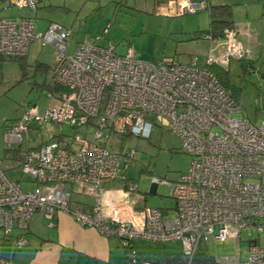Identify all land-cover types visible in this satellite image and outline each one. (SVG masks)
I'll use <instances>...</instances> for the list:
<instances>
[{"label":"built area","instance_id":"1","mask_svg":"<svg viewBox=\"0 0 264 264\" xmlns=\"http://www.w3.org/2000/svg\"><path fill=\"white\" fill-rule=\"evenodd\" d=\"M46 0H11L19 8L35 10ZM177 14L196 13L206 1L174 0ZM34 21L27 17H0V59L27 54L30 43L58 46L61 55L52 80L68 89L53 108L42 114L36 105L25 108L7 128L5 141L21 143L34 122L39 128L50 123L72 128L94 127L90 138L75 135L45 141L22 153L20 165L32 178L34 188L25 190L8 179L0 167V238L9 237L15 226H25L35 213L51 220L57 211L69 213L75 221L106 237H118L128 249V264H153L139 259L136 239L176 241L182 245L185 264H193L199 245L213 238L235 240L242 230L264 233V121L256 126L242 112L232 91L209 68L228 66L232 59L246 57L248 49L232 32L223 40L224 51L211 53L204 65L190 62H149L139 58L132 45L123 54L109 43H78L67 53L69 30L51 22L43 33H34ZM92 123H91V122ZM167 126L191 157L189 169L170 182L152 177V183L167 185L175 200L171 212L144 207L121 213L118 203L107 210L103 204V183L114 180L128 166L134 150L115 153L106 147L113 133L148 137L155 125ZM1 163V157H0ZM92 197L90 210L71 206V191ZM137 186L130 185L135 191ZM17 247L24 237L14 238ZM0 264H12L1 258ZM216 264H264V246L250 242L246 260L238 256Z\"/></svg>","mask_w":264,"mask_h":264},{"label":"rangeland","instance_id":"2","mask_svg":"<svg viewBox=\"0 0 264 264\" xmlns=\"http://www.w3.org/2000/svg\"><path fill=\"white\" fill-rule=\"evenodd\" d=\"M212 1L231 4L234 20H240L237 21L240 26L241 22H245L242 17L245 18L248 12L252 28L246 25L239 29L244 38L250 37V34L253 37L254 32L264 29V0L247 4L240 3V0ZM40 4L51 5L30 10L0 0V17H30L35 24V34L43 33L50 22L66 27L70 32L66 43L67 53L74 50L77 41L101 46L113 43L118 54H123L126 47L132 45L137 56L149 62L162 60L186 63L194 58L197 64L204 65L210 53L219 56L224 51L222 41L211 42L206 36L194 38L198 27H208L209 17L204 9L198 13L184 14H177L171 9L165 15L158 13L154 0H46ZM244 46L245 51H252L246 53V57L250 56L254 67L247 71L237 59H232L227 66L230 82L241 88L238 103L242 112L235 113V116L247 117L259 126L264 121V44H257L254 39L253 44ZM60 55L58 46L51 43L43 45L42 40L35 38L25 57V70L18 61H0V167L8 179L20 182L25 190L34 188L32 178L23 172L20 162L4 154L5 147H18L23 153L54 136L56 139V135L61 134V138L66 139L75 135L90 138L94 130L92 126L74 129L70 125L58 123L39 128L33 122L29 131L23 134L21 143L5 141L7 128L18 120L25 108L39 106L42 114L46 108H53L59 103L45 88L38 86L43 79L52 81L51 68L36 66L44 62L53 67ZM106 147L113 152H126L128 149L135 152L129 166L125 170L120 169L116 179L103 183L104 189L113 187L116 190H129L130 185L134 184L137 186L135 193L145 198L147 206L164 208V211L168 208L171 212L175 200L169 196L167 185L159 184L152 189V177L174 182L189 169L191 157L181 149L180 139L167 126L159 124L152 128L148 137L134 135L124 138L121 134L110 133ZM78 188L75 185L71 191L72 206L80 200H90L88 195L77 193ZM255 239L258 245L264 246V233L251 231L249 234L247 230H242L238 245L232 238L226 241L211 238L201 243L199 248L214 259L223 260L240 253L241 259L246 260L250 242ZM135 244L138 257L145 260L157 261L165 253H182L180 242L136 239Z\"/></svg>","mask_w":264,"mask_h":264},{"label":"crops","instance_id":"3","mask_svg":"<svg viewBox=\"0 0 264 264\" xmlns=\"http://www.w3.org/2000/svg\"><path fill=\"white\" fill-rule=\"evenodd\" d=\"M210 1L213 2L212 0ZM154 2L158 6V13L166 15L170 13L171 9L175 10L174 0H154ZM41 6L44 7L46 4H41ZM41 6H39V8ZM232 13L234 12L232 11ZM245 15V18L242 17V20L245 19V22H241L242 25L240 26L237 24V21L240 20H234L232 14L235 23V30L232 31L234 39L242 46L253 44L254 39L257 44H264V29H261L260 32H254L253 37L250 34V37L244 38V35L240 34L239 29L242 27L249 25L248 28H252L251 20L248 21V12H246ZM208 27L203 29L198 27L195 32L205 30ZM209 40L215 42L211 39ZM31 43L27 54L30 52ZM78 43L77 41L73 49ZM249 53H252V51ZM247 58H250V56ZM44 64L48 65L46 63ZM55 99L58 101L56 97ZM37 107L39 108V106ZM19 154L22 155V152L20 151ZM10 157L18 161L17 155L12 156L11 154ZM154 186L158 185L152 183V189ZM89 198L90 200H80L76 205L71 206L90 210L93 205V199L90 196ZM145 202L146 200L144 197L142 198L139 194L135 193V191H130L127 188L116 190L110 187L107 190L104 189L103 204L106 210L114 203H118L121 208V213L126 214L128 212V214H130L138 212L144 207H150L147 206ZM173 208L174 207L171 208V211ZM161 209L163 210L164 208ZM165 212L170 211L166 208ZM18 237H24L25 239V244L20 247H17L13 242L14 238ZM121 246L120 238L106 237L94 228L82 226L75 221L69 213L57 211L53 218L48 220L37 212L25 226H15L9 237L0 238V259H8L12 264H128L127 253L125 254L126 249ZM139 259L145 258L139 257Z\"/></svg>","mask_w":264,"mask_h":264},{"label":"trees","instance_id":"4","mask_svg":"<svg viewBox=\"0 0 264 264\" xmlns=\"http://www.w3.org/2000/svg\"><path fill=\"white\" fill-rule=\"evenodd\" d=\"M5 1H8L9 5H12L11 4V0H5ZM209 1L210 0H206L207 4H206V7L204 8V10H206L207 13H208L209 27L207 29H205V30H201V31L195 32V34H194L195 37L194 38H199L201 36H206V37H208L209 39H211V40H213L215 42H217L219 40L223 41L226 38L227 32H232L233 30H235V23H234L233 18H232V14H233L232 13V5L229 4V3H220V4L216 3L215 4V3H212V2L210 3ZM255 1H257V0H240V3L247 4V3H253ZM50 5L51 4H46V6H44V7H48ZM39 6H41L40 3L37 5V8H39ZM198 12L199 11H197L196 13H198ZM15 18H17V17H15ZM113 45H115V44H113ZM26 55L2 57L0 59V61L1 60H15V61H18V62H20V64L22 66H24V70H25V67L27 65L25 63ZM237 60L240 62V64H242L243 68L245 70H247V71L254 67V63H253L254 61L252 59H250V58L242 57V58H239ZM54 67H55V64L52 67L50 65H45L44 63H39L36 66V68H45V69L51 68L52 76H53ZM209 68L217 75V77L219 78L221 83L226 88L231 89L233 97L238 101V96H239V93L241 92V88L236 86V85H234V84H232L230 82L229 68L227 66L224 67V66H220V65H212V66H209ZM38 86L45 88L48 91V93L50 95H53L54 97H56L58 99V101L62 99V96H63L64 93L68 92V89H66L65 87H63V86H61V85H59L57 83H55L53 80L49 82L46 79H44L43 81H41V83L38 84ZM104 132L106 134L113 133L110 130L109 131L105 130ZM121 135L124 138L132 136V135H129V134H126V133H123ZM56 136H57L56 139H60L61 138V134L60 135H56ZM137 137H140V136H137ZM54 139H55V136L50 138V140H54ZM106 141H107V139H106ZM40 145H38V146H40ZM20 151L21 150L18 147H12L11 146V147H5V152L4 153L6 155H11L12 154V156H14V155L16 156L17 155L18 162H21L22 155L19 154ZM119 152H123V151H119ZM119 152H115V153H119ZM131 161H130V163H131ZM129 164H128V166H129ZM128 166L124 167L123 169L125 170ZM125 186H126V184H125ZM127 252H128V249L125 250V254ZM185 261L186 260L184 258L183 253H181V254H168V253L166 254L165 253L159 258V260H157V261L151 260V262L153 264H156V263H159V264H185ZM193 264H216V259H214V257L208 255L205 251H203V250H201L199 248L197 250V252L195 253V256H194V259H193Z\"/></svg>","mask_w":264,"mask_h":264}]
</instances>
